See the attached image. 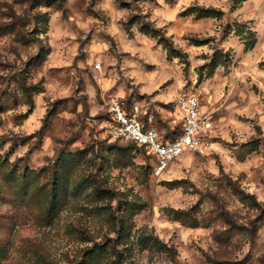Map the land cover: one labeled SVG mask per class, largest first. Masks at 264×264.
Returning a JSON list of instances; mask_svg holds the SVG:
<instances>
[{"label":"rangeland","instance_id":"rangeland-1","mask_svg":"<svg viewBox=\"0 0 264 264\" xmlns=\"http://www.w3.org/2000/svg\"><path fill=\"white\" fill-rule=\"evenodd\" d=\"M178 92L212 128L155 171L108 101ZM0 264H264V0H0Z\"/></svg>","mask_w":264,"mask_h":264},{"label":"built area","instance_id":"built-area-1","mask_svg":"<svg viewBox=\"0 0 264 264\" xmlns=\"http://www.w3.org/2000/svg\"><path fill=\"white\" fill-rule=\"evenodd\" d=\"M96 67L99 62H95ZM180 126L174 136H166L158 128L144 122L137 105L127 107L122 100L111 97L109 128L113 137L143 145L154 158V170H162L167 162L186 148L202 149L212 128L210 112L199 98L190 92H178L174 96Z\"/></svg>","mask_w":264,"mask_h":264},{"label":"trees","instance_id":"trees-1","mask_svg":"<svg viewBox=\"0 0 264 264\" xmlns=\"http://www.w3.org/2000/svg\"><path fill=\"white\" fill-rule=\"evenodd\" d=\"M203 9H205V11H212V10H214L215 8L213 7V6H205V7H202ZM158 39H160L161 40V36H158ZM162 41H164L165 42V39H163L162 38ZM168 49H170V44H168ZM42 47L40 46L39 48H38V50H37V52H36V54L37 55H39V56H41L42 55ZM144 119V118H143ZM144 122H146V120H144ZM166 136H170V137H172V136H174V135H167V134H165ZM127 142H129V143H132V144H136L135 142H133V141H127ZM138 145H141V144H138ZM143 146V145H142ZM144 147V146H143ZM145 148V147H144Z\"/></svg>","mask_w":264,"mask_h":264}]
</instances>
